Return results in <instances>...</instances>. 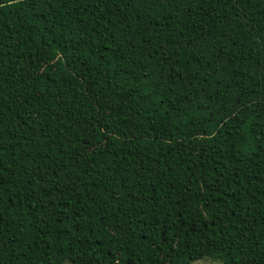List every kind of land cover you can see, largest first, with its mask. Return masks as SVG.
Here are the masks:
<instances>
[{"label": "trees", "instance_id": "16d2710c", "mask_svg": "<svg viewBox=\"0 0 264 264\" xmlns=\"http://www.w3.org/2000/svg\"><path fill=\"white\" fill-rule=\"evenodd\" d=\"M264 264V0H0V264Z\"/></svg>", "mask_w": 264, "mask_h": 264}, {"label": "rangeland", "instance_id": "374dc122", "mask_svg": "<svg viewBox=\"0 0 264 264\" xmlns=\"http://www.w3.org/2000/svg\"><path fill=\"white\" fill-rule=\"evenodd\" d=\"M191 264H220V263L205 259V260H199V261L193 262Z\"/></svg>", "mask_w": 264, "mask_h": 264}]
</instances>
